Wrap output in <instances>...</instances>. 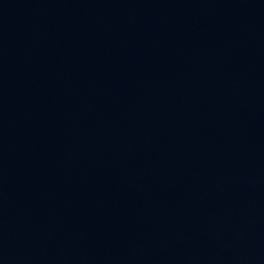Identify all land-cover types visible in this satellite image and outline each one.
<instances>
[{"label":"water","instance_id":"1","mask_svg":"<svg viewBox=\"0 0 264 264\" xmlns=\"http://www.w3.org/2000/svg\"><path fill=\"white\" fill-rule=\"evenodd\" d=\"M0 264H264V0H0Z\"/></svg>","mask_w":264,"mask_h":264}]
</instances>
